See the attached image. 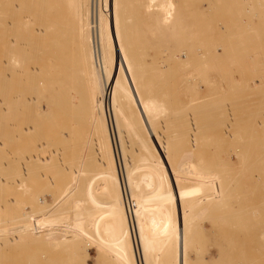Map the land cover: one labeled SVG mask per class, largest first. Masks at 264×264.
<instances>
[{"label": "rangeland", "instance_id": "374dc122", "mask_svg": "<svg viewBox=\"0 0 264 264\" xmlns=\"http://www.w3.org/2000/svg\"><path fill=\"white\" fill-rule=\"evenodd\" d=\"M80 1L18 0L16 3L19 32L16 29L9 37L19 39V81L13 77L7 80L0 77V122L3 120L1 123L6 124V127L3 125L5 130L0 127V143L6 144L0 145V177L6 181V184H0V264H138L139 255L133 252L135 237L129 233L124 216V180L120 177L121 163L125 165L128 161L130 169L137 167L138 172L148 164L162 168L158 181L146 191L149 206L144 214L145 225L155 233L152 248L156 253L159 251L160 257L155 254L157 264H264V119L261 116L264 114V0H171L176 4L177 18L183 20L177 31L180 36H175V43L171 41V45L163 44L162 39H156L151 31L152 27L161 25L163 18L162 13L157 12L162 7L156 6L158 0L150 9L149 0H144L148 11L157 12L153 15L140 6L142 0H111L113 8L123 12L120 18L126 19L124 23L128 29L121 32L123 37L129 34L125 40L132 45L138 64L147 61L145 70L141 71V66L138 69L142 76L139 91L130 94V101L125 104L128 107L125 109L127 132L122 134L120 141L114 139L113 144L91 72L88 37L92 18L87 22V13L92 14L93 1ZM77 3L80 12L73 15ZM105 3L106 0H94L96 9L105 7ZM9 20L13 19L10 17ZM161 31L159 35H162ZM15 32L20 38L12 37ZM205 32L210 40L205 37L200 40L202 43L194 44L196 47L207 42L202 48L214 50L219 44L218 52H230L225 54L218 68L213 69L214 62L210 61L201 62L198 68L188 67L171 58L170 55L185 47L181 36ZM237 37L240 44L235 43ZM179 38L181 43L177 42ZM227 39L231 45L227 44ZM5 56L0 47V76L1 68H4L1 61H6ZM82 69L86 70L85 75H82ZM7 73L10 74V70ZM29 74L31 78H27ZM88 93L92 103L86 106L83 100ZM104 96L107 104L105 91ZM202 102L205 104L201 109L199 104ZM226 106L230 107L228 114L224 112ZM186 107L192 108L193 121L198 126L197 137L203 135L196 148L179 144L175 134L177 126L185 121L182 112L187 110ZM151 108H154V115ZM210 109L213 111L209 112ZM134 115L140 117L136 119ZM139 121L152 123L150 130L155 134L159 132L162 139L167 137L162 142L171 143L165 152L144 142L143 130L136 126ZM228 126L233 127L232 138L226 136ZM29 127H33L31 133L26 132ZM13 138L16 141L12 144ZM94 139L97 143L93 146L95 149H91ZM117 143L125 144V156L116 158ZM96 148L101 150V157ZM16 150L31 151L29 157L49 158L50 164L47 168L33 169L37 167L33 163L37 160L34 157L29 166L34 164L35 167L28 168V179L27 174L25 177L20 173L19 180L16 176L19 171L15 170L19 167L6 168ZM233 150L238 151L237 159ZM206 158H211V164ZM231 158L237 163H233L232 170L239 178L226 174L228 185L222 197L194 196L189 192L194 185L193 171L203 172L205 167L209 172L212 170L210 165L212 171L215 168L221 170V160L231 162ZM18 165L21 171L19 162ZM21 179L26 180L24 185ZM165 189H170L172 194H164ZM38 197L48 201L52 211L48 208L36 216L34 205ZM62 201L70 202L69 206L63 204L62 207ZM216 203L222 207L216 208ZM90 207L94 209L95 222L91 231L86 226L89 234L84 237L80 232L82 213ZM139 212L142 215L143 212ZM40 216L62 217L48 230L46 241L43 236V239H36L32 229L37 224L35 218ZM24 226L28 229H20ZM29 255H34L35 260Z\"/></svg>", "mask_w": 264, "mask_h": 264}, {"label": "bare ground", "instance_id": "6f19581e", "mask_svg": "<svg viewBox=\"0 0 264 264\" xmlns=\"http://www.w3.org/2000/svg\"><path fill=\"white\" fill-rule=\"evenodd\" d=\"M18 0H0V47H1V51L6 53V61H4V59L1 61V65L4 66V68H1V78L3 80H7L8 78H15L16 81H19V74H20V52L18 51L19 47L17 48L18 44H19V39L14 38L12 39L11 37H9L10 33L14 31H18V28H19V19H15V18H19L18 16V12H16L15 8L17 7L16 3H17ZM79 1V3H81L80 0H77ZM93 1V4H92V14L90 15V12L88 11L87 13V22L89 21V18L91 17L92 18V25L90 23V29H91V32H90V37H88V42L90 44V60H91V72H92V76H93V81L96 85V90L99 92L98 95H100V98H101V102H102V107H103V111H104V116H105V119H104V122L106 123V126H107V130H108V134H109V137H110V140L112 141V144H113V140L114 139H117L120 141V138H122V134L123 133H126V129H127V116L125 114V109L127 110L126 108V105L127 104L126 102L130 101V97L131 95L130 94H134L136 92H138V87H140L142 85L141 83V80H142V76L139 75V72H138V69H140V66H141V71L142 69H146L145 68V64L147 63L144 62V60L138 64V59L135 58V55H134V52L131 48V46L126 42V39L127 37H129L126 32H124L125 36L127 37H123V34L122 32L125 30V29H128L126 28V19L125 17H121L123 19L120 18V15L123 13L119 10H117L116 8H113L112 6V3H111V0H106V3H105V7H102V8H99V9H96L95 5H94V0ZM102 1V0H101ZM156 0H149V2L147 3L148 5V8L150 9L152 7V4L155 2ZM71 2V1H70ZM69 3V2H68ZM73 3V2H72ZM99 3V1H98ZM102 3V2H101ZM141 3V2H140ZM258 3V2H257ZM90 5V4H89ZM99 5V4H98ZM116 5V4H115ZM147 5H146V2L144 0H142V3L140 6H142L143 8L145 7L148 14H157V12H160L162 13L163 15V18L161 20V25H156V27H152L154 28L152 31V34H154L156 36V39L158 38H161L162 41H163V44L166 43V44H169L171 41L175 43V40L173 38L176 37H179L180 35H177V31L179 30L180 28V24L181 22H183V20H180L178 19V11L176 10V4L174 1H171V0H158V4L156 5L158 8L160 6L161 9L157 12H150L148 11L147 9ZM70 6H74L73 4ZM69 6V7H70ZM252 6V5H251ZM80 7L78 6V3L75 4V6L73 7V12L75 14L73 15H76L78 14L79 15V12H80ZM142 8V9H143ZM72 9V8H70ZM256 9V8H255ZM124 10V9H123ZM141 10V9H140ZM257 10V9H256ZM71 11V10H70ZM71 11V13H72ZM256 14V13H255ZM258 15V14H257ZM12 18L13 20H9V18ZM152 17V16H151ZM150 17V18H151ZM258 17V16H257ZM263 17V16H262ZM129 19V18H128ZM139 19V18H138ZM258 19V18H257ZM133 20V19H132ZM137 20V19H136ZM240 20V19H239ZM125 21V23H124ZM128 21V20H127ZM208 21V19H207ZM132 23V21H131ZM135 23V22H133ZM159 23V21H158ZM87 25V24H86ZM85 25V26H86ZM128 25V23H127ZM131 26V24H130ZM18 27V28H17ZM130 28V27H129ZM15 29V30H14ZM13 30V31H12ZM162 30V31H161ZM226 30V29H224ZM122 31V32H121ZM126 31V30H125ZM160 31L162 32V35H159ZM19 32V31H18ZM258 32V31H257ZM16 35H13L12 34V37L14 36H19V33L17 34V32H15ZM207 35V32L205 33H202V34H196V33H191V34H188V35H183L181 37L182 40L184 41L185 43V47H183V51H177V53H175L174 55H170L171 58L173 60H177L179 64H182L184 66H188V67H194V68H198L197 66L202 63L205 62H209L210 63H213V69H216L218 68L220 64V62H222L224 60V56L225 54H229L230 52H223L222 54L220 52H218V50L216 49L218 47L215 46V49L214 50H209L207 47V49L205 48H202L204 45L208 44L206 42V44H204L202 47H200L199 45L196 47V45H194L196 42H200L202 43V41H200L201 39H204ZM220 35V34H219ZM224 36V34H221ZM87 36V35H86ZM208 36V35H207ZM214 36V34L212 35ZM253 36V35H252ZM209 37V36H208ZM206 37L205 39L206 40H210V38ZM222 37V36H221ZM8 38H11V40H9ZM20 38V36H19ZM238 40L235 41V43L239 42L240 44V39L239 37H237ZM217 39V38H216ZM219 39V38H218ZM242 39V38H241ZM254 39V37H253ZM87 40V38H86ZM132 40V39H131ZM131 40H129L131 42ZM223 39L220 40V42L222 41ZM226 40V39H225ZM232 40V39H230ZM240 40V41H239ZM259 40V39H258ZM134 41V40H133ZM161 41V40H160ZM177 41V40H176ZM180 38L179 40L177 41L178 43L180 42ZM204 41V40H203ZM229 40L227 39V42ZM256 41V40H255ZM87 42V41H86ZM135 42V41H134ZM233 42V41H232ZM249 42V41H248ZM253 42V41H252ZM259 42V41H258ZM263 42V41H262ZM127 43V44H126ZM146 43V42H145ZM181 43V42H180ZM219 43V42H218ZM236 43V44H237ZM247 43V42H246ZM264 43V42H263ZM33 44V43H32ZM88 44V43H87ZM158 44V43H157ZM199 44V43H198ZM210 44V43H209ZM228 45H231L229 44V42L227 43ZM259 44V43H257ZM31 45V44H30ZM159 45V44H158ZM171 45V44H169ZM178 45V44H177ZM176 45V46H177ZM180 45V44H179ZM184 45V44H183ZM221 45V44H220ZM233 45V44H232ZM161 46V44H160ZM223 46V45H221ZM226 46V45H225ZM256 46V45H255ZM199 47V48H198ZM213 47V46H212ZM228 47V46H227ZM134 48V47H133ZM220 48V47H219ZM31 49H33L31 47ZM36 49V47H35ZM156 49V48H155ZM20 50V49H19ZM178 50V49H176ZM223 50H226V48H224ZM48 51V50H47ZM135 51V50H134ZM142 52V51H141ZM171 52V51H170ZM256 52V51H255ZM136 53V51H135ZM138 53V52H137ZM136 53V54H137ZM164 53V52H163ZM139 54V53H138ZM224 54V55H223ZM261 54V53H260ZM38 55V53H37ZM148 55V54H147ZM227 56V55H226ZM156 57V56H155ZM169 57V55H168ZM89 58V57H88ZM170 58V59H171ZM31 59V58H30ZM147 59V57H146ZM168 59V58H167ZM161 60V59H160ZM170 62V61H169ZM218 63V64H216ZM23 64H24V61H23ZM98 64H99V68H98ZM8 66L6 68V66ZM154 67V66H153ZM23 69V68H22ZM153 69V68H152ZM10 70V74H8L7 72ZM204 70V69H203ZM140 71V70H139ZM140 71V72H141ZM36 72V71H35ZM100 72H101V76H100ZM138 72V74H137ZM145 72V71H144ZM30 73V72H29ZM81 73L82 75H85L86 74V70L85 69H82L81 70ZM28 74V73H27ZM144 74V73H143ZM195 74V73H194ZM145 75L147 76V74L145 73ZM26 75H24L25 77ZM140 77V78H139ZM27 78H31V75L29 74V76L27 75ZM33 79V77H32ZM185 79V78H184ZM201 79V78H200ZM34 80V79H33ZM188 80V79H187ZM202 82V81H201ZM34 83V81H33ZM193 83V82H192ZM28 84V82H27ZM32 84V83H31ZM30 85V84H28ZM205 85V84H204ZM211 86V85H210ZM234 87H237V86H234ZM31 88V87H30ZM259 88V87H258ZM32 89V88H31ZM35 89V88H33ZM195 90V89H194ZM104 91L107 95V104H106V98L104 96ZM208 91V90H207ZM206 91V92H207ZM263 91V90H262ZM194 92V91H193ZM201 92V91H200ZM245 92V91H244ZM195 93V92H194ZM197 93H199V90L197 91ZM208 93V92H207ZM201 94V93H200ZM199 94V95H200ZM209 95V94H208ZM56 96V95H55ZM198 97V95H197ZM196 97V98H197ZM207 97V96H206ZM147 98V97H146ZM213 98V97H212ZM144 99V98H143ZM201 98H199L198 100H200ZM215 99V98H214ZM239 99V98H238ZM243 99V98H242ZM202 100V99H201ZM210 100H213L210 98ZM264 100V99H263ZM55 101V100H54ZM143 101V100H142ZM193 101V100H192ZM232 101V100H231ZM231 101H229L230 103H232ZM53 102V101H52ZM138 103V101H136ZM136 102H135V105H136ZM205 102V101H203ZM200 103H197L200 105V108L202 109L204 107V104ZM206 102H208V100H206ZM237 102V101H236ZM83 103L87 106V104H91L92 103V97L90 96V93L87 94V98L83 100ZM145 103V102H144ZM229 103V104H230ZM142 104V103H141ZM228 104V102H227ZM228 104V105H229ZM234 104V103H233ZM261 104V103H260ZM140 105V104H138ZM166 105V104H165ZM151 106V105H149ZM164 106V105H163ZM197 106V105H196ZM89 107V106H88ZM132 107V106H131ZM153 107V106H152ZM161 107V106H160ZM208 107V106H207ZM218 107V105H217ZM221 107V106H220ZM98 108V106H97ZM146 108V107H145ZM149 108V107H148ZM185 108V106H184ZM190 108V107H189ZM215 108V107H214ZM131 111H132V108H130ZM154 109V108H151V110ZM164 109V108H163ZM187 109V107H186ZM213 109V108H212ZM209 110V112H211V110ZM230 107L229 106H226L224 108V112L226 113L227 111V114H228V111H229ZM85 110V108H84ZM135 110V109H133ZM150 110V109H149ZM213 110H216V109H213ZM212 110V111H213ZM232 110V109H231ZM153 111V110H152ZM150 111V112H152ZM161 111V110H160ZM169 111V110H168ZM192 111V108L191 109H187V110H183L180 111L182 112V116L184 114L185 118V121L184 123H180L177 127V131L175 132L176 134V137L178 139V142L179 144H187L188 146L192 145L193 147H198V145L200 144V138L201 137H197L198 136V133H197V128L198 126L196 125V123L193 121L194 120V115ZM136 112V111H135ZM216 112V111H215ZM146 113V111H145ZM156 113H158V109L156 110ZM160 113V112H159ZM213 113V112H212ZM230 113V112H229ZM263 113H264V106H263ZM134 114V112H133ZM142 114V112H141ZM140 114V115H141ZM178 114V113H177ZM176 114V115H177ZM186 114V115H185ZM226 114V115H227ZM256 114V113H255ZM92 114H90L91 116ZM140 115H138L136 117V119L138 117H140ZM153 115H154V111H153ZM160 115V114H159ZM168 115V113H167ZM175 115V114H174ZM180 115V113H179ZM178 115V116H179ZM234 114H232L233 116ZM142 116V115H141ZM163 116V115H162ZM176 116V117H178ZM181 116V115H180ZM179 116V117H180ZM254 116V115H253ZM263 116V119H264V114L261 115ZM143 117V116H142ZM175 117V116H174ZM227 117V116H226ZM230 116H228V119H229ZM234 117V116H233ZM236 117V116H235ZM154 118V117H153ZM155 118H158L155 117ZM163 119V118H162ZM180 119V118H178ZM225 119V117H224ZM223 119V120H224ZM196 120V119H195ZM227 120V119H226ZM236 120V119H234ZM253 120V119H252ZM3 121V120H2ZM1 121V122H2ZM138 121V120H137ZM157 121V120H155ZM158 121L160 122V120L158 119ZM231 121V120H230ZM233 121V120H232ZM264 121V120H263ZM0 122V127L1 129L4 128L5 130V127H6V124H3ZM131 122V121H130ZM143 122V121H142ZM153 122V121H152ZM158 122V123H159ZM163 122V120H162ZM178 123L180 122L179 120L177 121ZM176 122V123H177ZM135 123V122H134ZM134 123H133V126H134ZM151 123V121H150ZM230 123V122H229ZM137 124V125H136ZM135 125L136 126H139L138 128H140L139 130H143L140 131L143 133V137H145V140L144 142L149 145H154L156 150L159 151V152H165L169 146H170V141L168 143V141H166L167 137L163 138V139H166L165 141L167 143H164L162 142V137L160 135L159 132H157L156 134L154 133V131L150 130L149 127L151 125H153L151 123V125L149 123H146L143 124V123H140L139 121V124L136 123ZM143 124V129H141V125ZM147 124V125H146ZM154 124H157V122H154ZM219 124V123H218ZM224 124V123H223ZM260 124V122H259ZM263 124V123H262ZM5 125V127L3 126ZM130 125V124H128ZM158 125V124H157ZM229 125V124H228ZM230 125H232L230 123ZM258 125V124H257ZM261 125V124H260ZM264 125V124H263ZM172 126V125H171ZM237 126V125H236ZM248 126V125H247ZM132 127V126H131ZM264 127V126H263ZM30 128V127H29ZM27 129L26 132L27 133H31V130L33 129L30 128V129ZM137 128V127H136ZM175 128H176V125H175ZM228 128V129H227ZM226 128L227 131V135L226 136H231L233 135L232 134V129L233 127L232 126H228ZM242 128V127H241ZM245 128V126H244ZM129 129H131L129 127ZM134 129V127L132 128ZM131 129V130H132ZM157 130H159L157 128ZM236 130V129H235ZM24 131V130H23ZM22 131V132H23ZM126 131V132H125ZM224 131V130H223ZM238 131V130H237ZM236 131V132H237ZM21 132V133H22ZM25 132V131H24ZM23 132V133H24ZM133 132V131H132ZM136 132V131H135ZM156 132V131H155ZM249 132V131H248ZM141 133V134H142ZM162 133V132H161ZM164 133V132H163ZM200 133V132H199ZM137 134V133H136ZM135 134V135H136ZM24 135V134H23ZM31 135V134H30ZM29 135V136H30ZM166 135V134H164ZM240 135V134H239ZM125 136V135H123ZM137 136V135H136ZM245 136V134H244ZM234 137V136H231V138ZM240 137V136H239ZM137 138V137H136ZM224 138V137H223ZM230 138V137H229ZM22 139V138H21ZM238 139V138H237ZM12 140V139H11ZM16 139L13 138L12 141H10V143H15ZM19 140V139H17ZM203 140V138H202ZM207 140V139H206ZM252 140V139H251ZM258 140V138H257ZM164 141V140H163ZM209 141V140H208ZM239 141V140H238ZM236 140V142H238ZM245 141V140H244ZM243 141V142H244ZM19 142V141H18ZM235 142V141H234ZM235 142V143H236ZM242 142V143H243ZM24 143V142H23ZM97 143V140L94 139L92 141V145H91V149H95L93 148V146ZM141 143V142H140ZM261 143V142H260ZM120 144V143H119ZM117 143V146L115 147V156L116 158L120 157V155H124L125 156V152L127 151V148L125 147V144L124 143H121V145H119ZM214 144V143H213ZM244 144V143H243ZM264 144V143H263ZM0 145L2 146H5L4 143H0ZM15 145V144H14ZM47 145V144H46ZM144 145V143H143ZM215 145V144H214ZM223 145V144H221ZM220 145V146H221ZM241 145V144H240ZM262 145V144H261ZM12 146V145H11ZM41 146V145H40ZM97 146V145H96ZM142 146V145H141ZM190 146V147H192ZM219 146V145H218ZM44 146H42L41 148H43ZM15 148V146H14ZM38 148V147H37ZM36 148V150H37ZM194 148V149H195ZM204 148V146H203ZM259 148V147H258ZM207 149V148H206ZM210 149V147H208V150ZM16 150V155L19 156V158L16 156V155H13L10 162H9V165L7 164L6 165V168L12 170L14 169L13 167L15 166V168L19 167L18 169H15V170H18L16 176L17 178H19L20 175L22 174H25L24 176L26 177V174L29 172L28 168H33L34 164H36L35 168L33 169H39L40 168H47L48 164H50V159L49 158H46L44 159L43 158H36L35 156H30L29 157V153L31 151H23V152H20ZM210 151V150H209ZM214 151V150H213ZM20 152V153H19ZM42 152V151H41ZM96 152L98 154L99 157H101V150H98L96 148ZM233 156L235 155V158L237 159L238 157V151L237 150H233ZM247 152V151H246ZM12 153V152H11ZM56 153V152H55ZM127 153V152H126ZM263 153V152H262ZM60 154V153H59ZM216 154V153H215ZM264 154V153H263ZM55 155V154H54ZM205 156V154H204ZM221 156V155H219ZM262 156V155H261ZM36 158L37 160H35V162H33V158ZM122 157V156H121ZM206 157V156H205ZM214 157V156H213ZM217 157V155H216ZM215 157V159H216ZM134 158V157H133ZM133 158H131L133 160ZM212 158V157H211ZM209 158V159H211ZM218 158V157H217ZM240 158V156H239ZM242 158V157H241ZM244 158V157H243ZM136 159V158H134ZM208 159V158H206ZM208 159V161H209ZM232 159V158H231ZM246 159V158H245ZM31 160H33L32 162L34 163L32 166H29V164L31 163ZM124 160V158H123ZM126 160V159H125ZM124 160V161H125ZM131 160V162H132ZM213 160V159H212ZM250 160V159H249ZM123 161V162H124ZM134 161V160H133ZM208 161L206 162V164L208 163ZM218 161V160H216ZM17 162V164H16ZM18 162L19 164L22 166L21 168V171H20V166L18 165ZM126 162V161H125ZM142 162V161H141ZM202 162V161H201ZM210 163L208 164H211L212 161H209ZM214 162V160H213ZM220 162V160H219ZM234 159H232L231 162H228V161H225L224 160V163L219 164L220 168L223 167L220 171L217 170L216 168L213 170L212 167L209 166V169H212L210 170L209 172L205 170V167L203 169V172H197L196 171H193L194 174H192L191 176V179L192 181L194 182V185L190 188L189 192L194 195V196H201V197H209V198H220L223 196V194L226 192L227 190V175L226 174H231V176L233 178H239V175L234 172L232 170V167H233V163H234ZM242 162V161H241ZM261 162V161H260ZM99 163L101 164V159L99 160ZM136 163V162H135ZM236 163V162H235ZM264 163V161H263ZM204 164V163H203ZM214 163H212L213 165ZM237 164V163H236ZM260 164V163H259ZM18 165V166H16ZM129 165V161H128V164L125 163V165H123L121 163V175L120 177L123 178L124 180V186H123V206H124V212H125V220L127 222V226H128V231L129 233L132 235V237H135V242L133 243V245H135V254L138 256L139 255V261H138V264H157V261H156V257H155V254L157 255V257L159 255V251H157V253L154 251V249L152 248L153 247V244H154V238H155V233L152 232V229L150 227H148V225H145L146 223V220H145V211H146V208H148L149 206V203H148V195L146 194V191L147 189H149L150 187H152V184H155L157 181H158V177H160V171L162 170L161 167H159L158 165L156 164H148L147 167H142L139 172H138V168L136 167V169H130V166ZM131 165V163H130ZM134 165V164H133ZM60 166V165H59ZM136 165H134L133 167L135 168ZM205 166V165H204ZM207 166V165H206ZM242 166V165H241ZM12 167V168H11ZM203 167V165H202ZM215 167V166H214ZM250 167V166H249ZM207 168V167H206ZM252 168V167H251ZM255 168V167H254ZM258 168V167H257ZM201 169V170H202ZM243 169V168H242ZM2 170H6V169H3ZM9 170V171H10ZM193 170V169H192ZM208 170V169H207ZM14 171V170H13ZM28 171V172H27ZM31 171V170H30ZM205 171V172H204ZM245 171V170H244ZM264 171V169H263ZM4 172V171H3ZM12 172V171H11ZM260 172V171H258ZM22 173V174H20ZM119 173V172H118ZM191 173V172H190ZM241 173V172H240ZM247 173V172H246ZM20 174V175H19ZM32 174V173H31ZM34 174V173H33ZM44 174V173H43ZM259 174V173H258ZM14 177L15 174L13 173ZM241 175V174H240ZM30 176V175H29ZM34 176V175H33ZM46 176V175H45ZM23 176H21V178H25ZM28 179V174H27V177ZM182 178V177H181ZM231 178V177H230ZM16 179V178H15ZM180 179V178H179ZM14 180V179H13ZM17 180V179H16ZM20 180V178H19ZM18 180V181H19ZM25 179H23L24 181ZM22 181V179H21ZM23 181L21 183H23ZM26 181V180H25ZM5 183L6 181L4 179H2L0 177V184L1 183ZM16 181H14L15 183ZM20 182V181H19ZM179 182V181H178ZM9 183V182H8ZM13 183V182H12ZM20 183V185H22ZM171 183V182H170ZM6 184V183H5ZM114 184V183H113ZM9 185V184H8ZM19 185V184H18ZM24 185V183H23ZM26 185V184H25ZM173 185V184H171ZM2 186V184H1ZM0 186V187H1ZM169 186V185H168ZM176 186V185H175ZM253 186V185H252ZM122 187V186H121ZM15 188V186H14ZM80 188V187H79ZM171 188V186L169 187ZM249 188V187H248ZM172 189V188H171ZM6 190V189H5ZM74 190V189H73ZM13 191V190H12ZM17 191V189H16ZM164 194H169L171 193L172 191H168V189H165L164 190ZM247 192V191H246ZM259 192V191H257ZM40 194V193H39ZM38 194V195H39ZM172 194V193H171ZM246 194V193H245ZM249 194V193H248ZM251 194V193H250ZM37 195V196H38ZM41 195V194H40ZM44 195V194H43ZM54 197V196H53ZM41 198V197H40ZM39 197L35 200H37L36 204L34 205L35 206V213H36V216L37 215H41L43 212H46V210L49 208L50 204H48L46 201H43L41 200ZM45 198V197H44ZM97 198V197H96ZM150 198V197H149ZM33 199V200H34ZM47 199V198H45ZM48 200V199H47ZM32 201V200H31ZM262 202V201H261ZM264 202V201H263ZM51 203V202H50ZM118 203V201H117ZM59 204V203H58ZM62 207H63V204H65L66 206H69L70 202H66V203H63L62 201ZM33 205V204H32ZM59 206V205H58ZM222 207V205H219L218 203H216V208H219ZM119 207V206H118ZM55 208V207H54ZM50 209V208H49ZM53 209V208H51ZM50 209V210H51ZM119 209V208H118ZM65 210V209H64ZM110 210V209H109ZM3 211V209H2ZM52 211V210H51ZM139 211H142V215L140 214ZM236 212V211H235ZM234 212V213H235ZM239 212V211H237ZM236 212V213H237ZM2 213V212H1ZM232 214V213H231ZM246 214V213H245ZM121 216V215H120ZM119 216V217H120ZM171 216V214H170ZM249 216V215H248ZM230 217V215H229ZM237 217V216H236ZM243 218V217H242ZM247 218V216L245 217ZM36 219V222L37 224L35 226L32 227V229L34 230L35 232V237L36 239H43L42 236L45 238V241H46V237H47V232L48 230L52 227L54 228L53 225H55V222L56 220H62V217H54V216H50V217H38V218H35ZM234 219V218H233ZM240 219V218H238ZM244 219V218H243ZM231 220V219H230ZM242 220V219H240ZM249 220V219H248ZM235 221V220H234ZM237 221V220H236ZM251 221V220H250ZM81 233L82 235L85 237L87 231H86V226L89 227V230L91 231L93 225H94V222H95V216H94V209L93 207H90L89 209H86L83 211L82 213V221H81ZM182 222V221H181ZM244 222V221H243ZM149 223V222H147ZM156 223V222H155ZM242 223V222H241ZM245 223V222H244ZM247 223V222H246ZM245 223V224H246ZM250 223V222H248ZM252 223V221H251ZM130 225V227H129ZM240 225V224H239ZM262 225V224H261ZM109 227V226H108ZM247 227V226H246ZM51 228V229H52ZM133 228V230H132ZM244 228V227H243ZM20 229H28L26 228V226L24 227H21ZM245 229V228H244ZM110 230V228H109ZM242 230V229H241ZM154 231V230H153ZM156 231V229H155ZM46 232V233H44ZM70 232V231H69ZM113 232V231H112ZM111 232V234H112ZM109 233V232H108ZM89 234V232L87 233ZM264 234V233H263ZM62 235V234H61ZM96 235V234H95ZM107 235V234H105ZM135 235V236H134ZM64 236H67L66 233H64ZM62 236V237H64ZM102 236V235H101ZM65 238V237H64ZM89 238H91V236H89ZM108 238V237H107ZM116 238V237H115ZM68 239V237H67ZM93 239V238H92ZM262 239V238H261ZM71 241V240H70ZM116 241V240H115ZM43 242V241H42ZM64 242V240H63ZM65 243H66V240H65ZM75 243V242H74ZM116 243V242H115ZM44 244H47V243H44ZM54 244V243H53ZM2 245V244H1ZM0 245V247H1ZM47 246V245H46ZM43 247V246H42ZM264 247V245H263ZM41 250V249H40ZM39 251V250H38ZM35 254H37L36 252H34ZM43 253V252H42ZM34 254V255H35ZM119 254V253H118ZM32 255V256H34ZM44 255L46 256V254L44 253ZM31 256V255H29ZM31 256V257H32ZM37 256V255H35ZM35 256L32 257L34 258L35 260ZM44 257V256H43ZM42 257V258H43ZM47 257V256H46ZM70 258V257H69ZM136 258V257H135ZM45 259V258H44ZM43 259V260H44ZM114 259V258H113ZM29 259H27L28 261ZM33 260V259H32ZM47 260V258H46ZM137 260V259H136ZM68 261V260H67ZM29 262V261H28ZM31 262V260H30ZM231 262H233L231 260ZM65 263V262H64ZM101 263V262H100ZM62 264V263H61ZM241 264V263H240Z\"/></svg>", "mask_w": 264, "mask_h": 264}]
</instances>
